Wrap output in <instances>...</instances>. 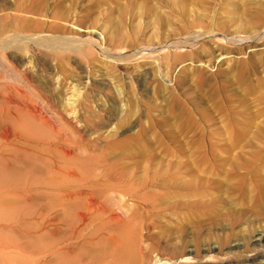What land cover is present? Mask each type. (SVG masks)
<instances>
[{
  "label": "rangeland",
  "instance_id": "obj_1",
  "mask_svg": "<svg viewBox=\"0 0 264 264\" xmlns=\"http://www.w3.org/2000/svg\"><path fill=\"white\" fill-rule=\"evenodd\" d=\"M32 33L92 36L115 63L97 53L61 61ZM190 37L197 45L167 47ZM0 39L13 44L0 49V97L10 88L33 106L13 113L18 132L51 156L76 137L78 156L63 166L83 178L64 195L78 186L60 174L45 185L0 164V264H264V0H0ZM25 47L41 82L17 62ZM75 62L94 66L88 80L108 99L78 136L36 96L54 88L47 65L65 63L55 94L67 98ZM109 78L124 111L101 86ZM28 181L40 189L24 192Z\"/></svg>",
  "mask_w": 264,
  "mask_h": 264
},
{
  "label": "bare ground",
  "instance_id": "obj_2",
  "mask_svg": "<svg viewBox=\"0 0 264 264\" xmlns=\"http://www.w3.org/2000/svg\"><path fill=\"white\" fill-rule=\"evenodd\" d=\"M18 28H20V27H18ZM240 32H241V29H240ZM247 32H249L250 34L252 33V31H245V32H241V33L242 34L243 33L246 34ZM42 33L41 34H33L32 33V35L29 37L30 40H31L30 43L32 45L37 46V47L46 49L51 56L57 57V59H60L61 61H64L65 59L66 60L70 59V60L73 61V59H71V58H74V55L82 56L83 58H88V55L91 54V53H97V56H101L102 59H104V60L107 59V61H108V57L110 56V53H109L108 49L104 46V44L101 43V42H97V40L93 39L94 37H92L90 35H88L90 37H84V38L82 37L83 35L82 36H77V37L75 35L74 36L75 38H71V37L64 38V37H60L59 34H57L59 36H54V35H52L50 33L51 36L50 35L47 36V35H42ZM237 33L239 34V32H237ZM95 34H97V33H95ZM10 35H8V36H10ZM197 35H198V37H197V39H198L199 36L201 35V33L200 34L198 33ZM15 36H14L13 39L19 40V38L17 39V38H15ZM64 36L66 37V35H64ZM246 36L248 37L249 34H246ZM213 37H218L219 40L222 41V43H226V42L227 43H232L233 40H236V41L241 40V37L237 36L236 33H235V36L234 35L230 36L229 34H221V32H220V35H216V32L214 33V31H213V33L211 34V38L213 39ZM202 38H203V36H202ZM21 39H22V37L20 38V40ZM197 39H194V38L190 37V39L187 40L186 42H181V43H173L172 42L167 47H170V49H171V47L180 48V49L183 48V47H189V46L192 47L193 45L194 46L197 45L196 44L197 43ZM5 40H7V39L5 38ZM9 41H6V43H8ZM13 42H14V40H13ZM6 43L5 44L1 43L0 44V49H2V50L3 49H8V48H10L13 45V44H11V46L9 47V45L6 44ZM17 44H19V43H17ZM29 47H30V45H29ZM91 49H94V51H92ZM170 49H168V50L170 51ZM8 53H12V52H8ZM13 54H14V52L12 54H10V58L15 60V55H13ZM16 54H17V57H18L16 59H19L18 53H16ZM23 54H22L23 58H20L19 61H17V62H19V64H21V66H20L21 69L24 70V71H28V72L30 71L29 72L30 73L29 74L30 77L32 79L40 80V82H41V78H43V77H41V78L37 77V76L40 75V74H38V71L41 70V69H39V67L38 68H34V67L37 66L36 65L37 62H36V64L34 63L36 66L32 64L33 61H34L33 55L29 54V50L27 49V47L24 48ZM6 55H8V54H6ZM40 58H42V57H40ZM109 59H110V57H109ZM114 60L115 59L111 58L109 60V62L110 61L113 62ZM43 61H45V60H43ZM1 62H3V61H1ZM11 62L12 61H10V63ZM67 62H68V60H67ZM53 63H54V61H53ZM78 63L79 62H77V63L75 62V65H74V68H75V70L78 73V76H73L71 78L70 83L72 85V88H71L72 92L67 98L65 97V99H63V98L59 97V95L57 96L55 94V93H57L56 92L57 90L59 92V86L62 83V78H64L59 73V70H61L62 68L69 67V66H66L65 63H64L65 66L63 65L61 67H57L55 65H47V68L50 71L51 76L53 77L52 82L54 81V88L53 89H50L49 87L46 86L47 88H43L44 94H42L40 92H37L38 88H36V93H37L36 96L40 100L44 101L42 103V105L45 104V106H43V107L52 108L54 113L56 114V116H58L59 120L62 121V123H64L68 127L70 126L71 128H69V129H71V131L74 132V134H77V136L79 135L80 131H84L86 129L85 118H87V117L94 118L95 116H97L98 113H101L104 110H106L107 107H106L105 102H107V100H108L104 95H101L99 93H98L99 95L96 94L95 91L93 90L94 89L93 87H96L93 84L94 82L93 81L89 82V80H88L90 78V76H91V73H92L91 72L92 71V67L94 68V66L91 67L90 65H80V63L79 64ZM114 63H115V61H114ZM16 68H17V66H16ZM51 79H48V80L51 81ZM83 79H87V81L85 82V80H84V82H83ZM46 81L44 80L43 82H46ZM129 82H130V80L128 79V85L130 84ZM49 84H50V82H49ZM51 86H53V85L51 84ZM101 86L104 89H107L108 87H110L111 90L115 94V98L117 100V103H119L118 104L119 107L123 111L127 108V106L125 104V98L123 96V89L118 84V81L115 78H109L107 80L102 81ZM21 89H18V90L20 91ZM34 91L35 90L32 89V93ZM24 93H25V91H24ZM27 93H28V91H27ZM28 94H30V93H28ZM35 100H36V98H35ZM40 100H39V102H40ZM103 101H105V102H103ZM127 103H128V101H127ZM32 107H30L27 103H25V100L21 98V94L20 93L18 94L17 92H13L10 88L4 89L3 94L0 97V164H2V166H4V168L8 172H11L13 174H18V173H21L23 171V172H28V173L35 174L39 178L42 177L45 185L49 181L50 174L51 173H57V174H60L64 179H67V180L71 181L70 182L71 184H76L78 186L79 183H81L82 180H83L82 176L78 173V171L76 169H74V168L65 169L64 166H63L65 160H68L70 158H74V157L78 156V153H74V149H77L78 146H79L77 140L75 139L76 137L71 136L69 138L67 136H64V137L60 138V140H61V142L59 143L60 145L55 147V150L52 152V156H51L50 155V151H49V146H47L46 143H42L41 144V148H39L40 149L39 153L31 152L30 149L32 148L33 143L28 138H26L25 136H23L22 134H20L18 132V130H17L16 126H15L16 118H15V116H13V113H16V114H21V113L31 114V113H33L32 112V110H33ZM39 108H37V109H39ZM109 108H110V105H109ZM121 109H119V111ZM45 110H43V111L45 112ZM34 112L36 113V111H34ZM38 114H40V113L38 112ZM49 114L51 115V113H49ZM36 115H37V113H36ZM43 115H44V113H43ZM45 118H47V117H44V119ZM53 118H55V117H53ZM55 120H56V118H55ZM113 120H115V119H113ZM56 123H58V122H56ZM109 124H110V122H109ZM67 131L68 130H66V132ZM68 132H69L68 135H70L71 132L70 131H68ZM84 136L82 137L83 140H84ZM85 138H86V136H85ZM34 149H36V148H34ZM97 152H99V151H97ZM81 154H82V152H81ZM17 180L15 181L16 182L15 186H17ZM38 183L36 181H28L21 188H23L24 192H34V191H37L38 189H40L37 186ZM92 183L94 184V182H92ZM92 183H91V185H92ZM64 185H65L64 183L60 182L58 186H64ZM79 188H80L79 186L76 187V188L75 187L71 188V189L65 188L64 189V192H65L64 195H71L72 191H76ZM50 192H52V191H50ZM95 206H99V204H97L94 201H90V200L86 203V207H92L93 208ZM43 225H42V227H43ZM2 229H4V228H2ZM187 260H192L194 262H199L200 258L199 257H189V258H183L182 259V261H187Z\"/></svg>",
  "mask_w": 264,
  "mask_h": 264
}]
</instances>
